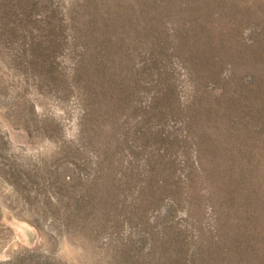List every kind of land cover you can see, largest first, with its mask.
Masks as SVG:
<instances>
[{"label": "rangeland", "instance_id": "374dc122", "mask_svg": "<svg viewBox=\"0 0 264 264\" xmlns=\"http://www.w3.org/2000/svg\"><path fill=\"white\" fill-rule=\"evenodd\" d=\"M0 264H264V0H0Z\"/></svg>", "mask_w": 264, "mask_h": 264}]
</instances>
